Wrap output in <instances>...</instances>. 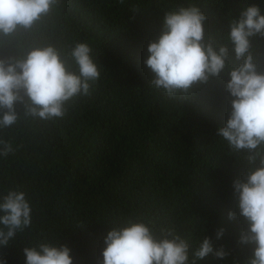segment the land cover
Instances as JSON below:
<instances>
[{
  "label": "trees",
  "instance_id": "obj_1",
  "mask_svg": "<svg viewBox=\"0 0 264 264\" xmlns=\"http://www.w3.org/2000/svg\"><path fill=\"white\" fill-rule=\"evenodd\" d=\"M189 4L206 16L205 36L221 43L242 8L256 5L264 15V0H56L31 28L0 34L2 60L52 46L75 71L68 53L82 42L100 73L90 95L64 105L63 118L26 116L17 104L16 123L0 128L13 148L0 156V197L23 191L31 208L30 227L0 247L6 264H25L23 249L41 243L67 246L73 264H100L104 237L128 217L174 230L190 259L204 237L228 253L197 264H246L252 248L239 243L246 224L232 185L245 177L247 154L216 135L230 111L228 77L194 85L184 100L154 89L144 65L163 13ZM251 51L264 72V38H252Z\"/></svg>",
  "mask_w": 264,
  "mask_h": 264
},
{
  "label": "clouds",
  "instance_id": "obj_2",
  "mask_svg": "<svg viewBox=\"0 0 264 264\" xmlns=\"http://www.w3.org/2000/svg\"><path fill=\"white\" fill-rule=\"evenodd\" d=\"M56 0H0V34L29 29L48 14ZM206 16L194 5H177L163 13L159 35L147 45L144 65L151 72L150 85L170 98L188 99L194 85L225 74L230 111L216 135L234 153H246L248 168L243 180L233 181L236 208L246 229L239 243L252 248L246 264H264V72H259L251 51L252 38H264V15L256 6L242 8L229 22L226 36H205ZM234 54L233 63L229 51ZM87 43L77 42L68 53L71 70L52 46L33 48L22 59H0V128L18 119L15 106L41 120L63 118L64 105L73 97L90 95L100 76ZM26 98V100H25ZM13 152L0 141V156ZM236 213L229 212L233 220ZM31 225V208L23 191L10 190L0 197V247H7L17 232ZM224 229L216 233L223 236ZM100 264H197L209 254L224 259L223 246L214 250L204 237L189 257V244L172 229H156L152 221L124 218L104 237ZM25 264H73L67 246L41 243L23 249ZM0 264L6 261L0 259Z\"/></svg>",
  "mask_w": 264,
  "mask_h": 264
}]
</instances>
